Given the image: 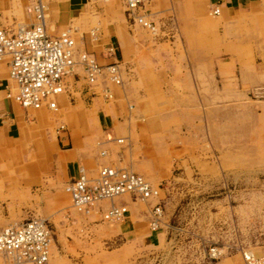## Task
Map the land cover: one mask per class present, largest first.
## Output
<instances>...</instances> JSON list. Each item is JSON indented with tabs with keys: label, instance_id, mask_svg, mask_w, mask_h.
Listing matches in <instances>:
<instances>
[{
	"label": "rangeland",
	"instance_id": "374dc122",
	"mask_svg": "<svg viewBox=\"0 0 264 264\" xmlns=\"http://www.w3.org/2000/svg\"><path fill=\"white\" fill-rule=\"evenodd\" d=\"M163 1L168 10H149L151 2L145 6L157 25L154 32L127 21L122 0H86L83 18L68 24L88 33L99 21L106 42L113 30L125 38L127 53L112 37L123 53L119 62L121 78L123 66L127 72L125 85L123 78L114 86L106 77L92 86L82 72L85 80L77 86L98 90L87 94L98 99H84L75 89L60 101L62 117L53 125L39 126L31 110L23 122L32 129L26 141L0 137V209L17 212L20 216L13 220H47L59 264H216L228 257L246 264L243 249L264 257V69L259 67L264 62L256 56L264 52V20L245 22L236 30L235 21L209 14L210 0H187L196 10H175L171 0ZM51 9L49 31L57 34L64 27L55 23L58 9L53 4ZM20 11L19 22H30L25 6ZM205 18L216 21L209 24ZM77 49L84 51L78 42ZM106 88L115 90L110 100L103 96ZM97 100L116 118L114 126H100ZM60 124L79 132L88 144L82 150L93 160H101L106 149L104 162L162 184L158 230L149 225L154 202L133 204L131 217L120 224L107 223L100 214L74 213L65 182L55 184L64 169L51 156L72 146H59L56 137L65 133H58ZM50 135L52 155L42 145ZM107 135L115 140L97 147ZM36 160L45 166L32 174ZM100 164L87 168L96 176ZM31 177L38 181L30 185ZM50 187L51 199L36 195ZM110 225L115 229L109 235L103 228ZM214 246L222 253L211 261L207 254Z\"/></svg>",
	"mask_w": 264,
	"mask_h": 264
},
{
	"label": "built area",
	"instance_id": "2783aa9c",
	"mask_svg": "<svg viewBox=\"0 0 264 264\" xmlns=\"http://www.w3.org/2000/svg\"><path fill=\"white\" fill-rule=\"evenodd\" d=\"M126 11L134 24L156 30L157 25L148 17L145 6L149 0H123ZM213 13L219 15L221 6L215 5ZM26 13L30 22L17 23L12 27H0V61L8 63L9 76L13 88L9 87L7 97L15 99L25 108L55 110L58 97L71 94L76 81L81 79V72L89 84H94L99 76L106 77L113 83L121 84V63L114 57L117 50L114 44L107 43L106 58H114L107 64H101L95 55L86 50L78 51L77 34L79 28L67 26L59 34L49 31L48 19L51 17L49 0H28ZM97 28L82 32V39L102 44ZM154 31V32H156ZM89 35V39H88ZM122 70V68H121ZM110 92V90L107 89ZM112 93L106 94L110 100ZM8 114L0 111V120ZM67 130L66 124L57 127L58 133ZM120 142L121 139H117ZM102 145V142L100 143ZM107 150H101L106 155ZM98 177H88L87 170L79 166L78 175L66 186L74 205L80 211L91 212L94 204L103 198H114L128 193L135 200H157L150 213V228L153 231L161 227L163 203L162 184H153L143 174L126 168L105 165L99 170ZM129 210L125 204L112 206L103 218L107 221L124 222ZM53 230L44 219L30 218L10 224L0 229V255L15 257L21 261L47 262L50 256V239ZM246 264H264V257L242 250ZM222 253L218 247H211L208 258L213 261Z\"/></svg>",
	"mask_w": 264,
	"mask_h": 264
},
{
	"label": "crops",
	"instance_id": "0c3cea01",
	"mask_svg": "<svg viewBox=\"0 0 264 264\" xmlns=\"http://www.w3.org/2000/svg\"><path fill=\"white\" fill-rule=\"evenodd\" d=\"M171 1L174 4H176L175 10H196L195 8L188 7L189 2H187V0H171ZM191 1H194V0H190V2ZM210 2H211L213 7L215 5H220L221 10H222V14L220 13L219 14L220 16L214 15L213 11H212L213 8H211V10L209 11V14L214 16V18L222 17L224 22L225 21L226 22L235 21V23L233 25L236 27V30L238 29V25L244 24L245 22H248V21L253 22V21H258L261 19L264 20V0H210ZM27 3H28V0H0V27H12L14 24L21 23V22H19L20 19L18 18V16L21 15L20 10H22L23 6H25V10H26ZM148 3H150V9L149 10H168L166 3L163 0H149V2H147V4ZM50 4H51V6L53 4L55 6V8L58 9V13L56 15L57 18L55 19V23L59 26V29H60V27H64L63 29H61L57 33V34H59L63 30H65L67 28V26L73 25V24H68V23H70V21L73 22V20H78L80 18H83L82 13L84 12L83 10H85L86 0H60L56 3L50 2ZM199 10H206V9H204L203 7H200ZM51 13H52V9H51ZM202 13L203 12L200 11V14H202ZM27 16H28V14H27ZM125 16H126L127 21H129L126 12H125ZM148 17H149V15H148ZM28 20H29V16H28ZM227 20H229V21H227ZM50 21H51V17H50V19H48V27L49 28H50ZM215 21L213 19H210V18H205V22L209 23V24H211L212 22H215ZM22 23H27V22H22ZM99 24H100V22L97 21L95 26H93V28H97V30H98L97 32L99 33V36H101L102 32H100L101 30L98 27ZM227 24H229V23H227ZM78 26H76V27L79 28ZM113 31H114L113 34H111V36H110L111 37L110 42H106L105 40L102 39L103 42L101 44V43L94 42L92 40L89 41L88 43H87V41H84L82 39V36H81L82 31H81V29H79L80 34L76 35L78 45L80 46V48H84V50L92 52L101 64H107L108 62H110L114 58L117 61H120V56H121V58L123 57V53H122V50H120V46H115L116 50L119 49V52L116 53V56L114 58H106V56L108 54H107V50H106L105 45L107 43H112L114 41V39L112 40L113 36L115 38L116 43L119 42L121 44L122 48H124L123 51L125 53H127V51H125L126 50V45H125V40H124L125 38L124 37L121 38V36H119V34L117 33L116 30H113ZM84 33L86 36V32H84ZM236 40L241 42L240 39H236ZM97 48L100 49V51H98ZM256 56L261 57V61L264 62V52L263 51L259 52V54H256ZM258 60H259V58H258ZM121 65H123V64H121ZM259 67L263 70L264 64L262 66H259ZM123 68H124V72L122 73V78L124 81V83H123V86H124L126 83L127 72L125 71L124 66H123ZM100 79H101V81L105 80L106 75H103ZM82 80H85V79L82 76V72H81V79L79 81L75 82V84H74L75 86H74L72 91H74L75 89H78L79 91H81L83 93V97H86L84 99H98L99 98L98 96H95V97H88L87 96V94L89 95V93H96L97 94L98 90L97 91L91 90V89L87 88L86 86L81 87V85L77 86V84L78 83L80 84ZM85 81L87 82V80H85ZM87 84H88V82H87ZM113 85L116 86L117 84L113 83ZM13 86H14L13 81L11 80V78L9 76L8 63L6 62V60L0 61V111L6 112L8 114L5 117V119L0 120V137H6V134H7L9 136V138H14V139L19 140V143L20 142L23 143L24 141H26L30 137V134L32 133V129L30 128L28 131L27 126L23 125V122H24V119L26 120L27 115L30 116L31 110H35L34 119L36 122H38L39 126L40 125H53L55 122H57L62 117L61 114L59 113V110H60L59 104H60V101H62V100L65 101V98H67L66 95L69 96V94H61L58 97L59 103H58V109L55 110L56 112H54L50 109H47V108H43V109L25 108V107L21 106V104H19L15 99L7 97V92L9 90V87L13 88ZM106 89H108V88H106ZM112 89H111V92L115 93V90L114 89L112 90ZM105 90L102 93H104ZM114 93H113V95H114ZM93 104H94V101H93ZM96 105L98 106V113H97L98 114V120H99V123H100V126L102 127V129L104 130L105 127L114 126L116 118H114V116L111 114H107V112H106L107 108L102 103V101L97 100ZM44 109H46V110H44ZM27 113H29V114H27ZM118 119H119V117H118ZM66 126H67V124H66ZM67 129H68V127H67ZM41 130H42V128H41ZM66 131L67 130L63 131V132H65L63 134V136H60V137L57 136L56 140H57L60 147H65V145H67V144H72V146L68 147V148L61 149V152H59L58 154H55L54 156H51V158L53 157L54 160H56L58 162V164L62 167V169H64L62 175L55 177V179H56L55 184L56 185H60L62 182H65V186H66V184L68 182H70L71 180L76 178L78 175L79 166L84 167L87 170V173L90 175H92V174L90 173L89 169L92 170L95 166H97L99 161L101 163L99 165L100 168L103 165L118 166V165H115L114 163H112L111 161L104 162V161H106L107 157H105L106 155L103 156L102 154H101V156H102L101 160L100 159H98V161H96L95 159L93 160L91 158V155H87L86 153L83 152L82 149H83V147H85L84 145H88V144H84L83 137H81L79 135V132L73 131V130H68L67 132ZM50 136H51V140L44 137L45 141H43L42 145H43V148H45V149L48 148V150L50 151V154L52 155V151H51L52 149L50 148V146H51V144L53 145L54 138H52V135H50ZM111 139L115 140V138H113V136L107 135L106 140L100 141V142H102V145H103V143L108 144V143L112 142ZM97 147H98V144H97ZM35 163H36L35 166L36 165L37 166L33 167V173L32 174L39 173L40 171H42V168L45 166V162L43 164L42 163L39 164V162H37V160H36ZM82 163H84V164H82ZM100 168L98 169V172H99ZM122 168H126L129 170L135 171L134 169H131L128 167H122ZM98 172L95 173V175H97ZM136 172H138V171H136ZM138 173H140V172H138ZM92 176H94V175H92ZM144 176L150 182H152V179L150 177H148L146 175H144ZM33 179L34 178H32V180L30 182H28V183H30V185H31V183L33 184L34 181H36V182L38 181V179H35L34 181H33ZM27 181L28 180H26V182ZM22 183L25 184V182H23V181H22ZM19 189L20 188L17 187V190H19ZM51 191H52L51 187L45 188V189L40 188V191L37 194H36V191L33 192L34 194L33 193L32 194L34 196H35V194L38 196L42 195L41 197L43 199L47 200V199L52 198V195L50 193ZM164 191H163V193H164ZM65 192L70 198L71 207L74 210V213L78 214L80 216L81 215L85 216V217H90V216H94L96 214L97 215L100 214V216H102V218H103L104 213L107 210H109L112 206L117 207V205L125 204L129 210V213L127 216V218H128V217H131V213H132L131 210H133L134 206H136L133 204H137L139 201V200L133 199L131 197V195L126 194V195L118 196V197L111 199V200L105 199V200L96 202L94 204V206L90 209L91 212H84V211L78 210L77 208H75L73 206L72 197L67 193L66 190H65ZM2 193H3V191H2ZM30 194H31V192H30ZM60 197L63 199L65 198L66 202H68L67 196L65 194L60 193ZM162 197L163 196L161 193V198ZM131 202H132V204H131ZM139 202L141 203V201H139ZM153 202L155 203V202H157V200H154ZM1 205L2 204L0 202V206ZM129 206H131V209L129 208ZM135 211H133V212H135ZM19 216H18L17 212L5 214L0 209V229L4 228L10 224H17L18 222H22L18 219L13 220V218H18ZM261 216L262 217L264 216V208L262 209ZM36 217H38V216H34L31 218H36ZM149 218H151L150 214H149ZM26 220H28V219H26ZM103 220H105V219L103 218ZM10 221H12V222H10ZM23 221H25V220H23ZM105 221L107 223H115V224L121 223V222H109L107 220H105ZM149 225H150V222H149ZM108 227H110V228H108ZM112 229H115L112 227V225L103 228V230L108 231L109 235L114 232V230H112ZM151 231H153V230L151 229ZM54 240H55V237H54ZM260 246L262 247L261 252H264V239H263V243H261ZM54 249H56V242H54L53 251H54ZM248 250L249 249H246L245 251H248ZM249 251H251V250H249ZM251 252L254 254L253 251H251ZM55 253H56V250L52 254L53 256L50 258V260L47 263H50V264H59L60 263V259H59V257L56 256ZM243 257H244V255H243ZM244 260H245V258H244ZM3 261H5L6 264H28V263L20 262L15 257L1 254L0 255V264L3 263ZM216 264H243V262L239 257L238 258L228 257V258H225V259L219 261Z\"/></svg>",
	"mask_w": 264,
	"mask_h": 264
},
{
	"label": "bare ground",
	"instance_id": "6f19581e",
	"mask_svg": "<svg viewBox=\"0 0 264 264\" xmlns=\"http://www.w3.org/2000/svg\"><path fill=\"white\" fill-rule=\"evenodd\" d=\"M214 14V13H213ZM127 15H128V13H127ZM215 15V14H214ZM128 18H129V16H128ZM130 19V18H129ZM131 20V19H130ZM153 31H156V30H153ZM106 50H107V48H106ZM78 51L80 52L81 50H79L78 49ZM83 51V50H82ZM87 51V50H86ZM89 52V51H88ZM92 53V52H91ZM96 57V56H95ZM120 73H121V68H120ZM104 75V74H103ZM103 75H101V76H99V78H98V80L97 81H99L100 80V78L103 76ZM122 79V78H121ZM12 80V79H11ZM97 81L94 83V84H96L97 83ZM94 84H90V85H94ZM114 84H116V83H114ZM122 84V83H121ZM118 85V84H117ZM110 90V92L109 91H107V89L105 90V92L103 93V96H104V98L106 97V94H110L111 95V89H109ZM112 95H113V93H112ZM113 97H114V95H113ZM112 97V98H113ZM111 98V99H112ZM106 99V98H105ZM107 100V99H106ZM31 108V107H30ZM58 109V108H57ZM57 109H55V110H57ZM120 142H122V139L120 140ZM101 142H99L98 141V143L97 144H100ZM106 155H107V153H106ZM103 156H105V155H103ZM103 166H105V165H103ZM129 170V169H128ZM132 171V170H131ZM98 175H99V173L96 175V176H91V177H98ZM90 175L88 174V177H89ZM72 181V180H71ZM70 181V182H71ZM69 183V182H68ZM67 183V184H68ZM67 184H66V186H67ZM65 189H66V187H65ZM67 191V190H66ZM68 192V191H67ZM69 193V192H68ZM70 194V193H69ZM126 194H128V193H126ZM126 194H122V195H126ZM71 195V194H70ZM119 196H121V195H119ZM72 197V196H71ZM118 197V196H117ZM114 198H116V197H114ZM114 198H103V199H100L99 201H102V200H105V199H114ZM139 201H141V202H143V203H150V202H153L152 200H150V201H148V202H146V201H142L141 199H138ZM99 201H97V202H99ZM156 203V202H155ZM155 203H153V205L155 204ZM115 207V206H114ZM153 207V206H152ZM151 211V210H150ZM108 212V211H107ZM150 214V216H151V213H149ZM36 219H42V218H36ZM45 220V219H44ZM47 221V220H46ZM18 224V223H17ZM54 242H55V240H54V233H51V239H50V256H49V259L47 260V262L50 260V258H51V256H52V250H53V246H54ZM248 254L249 253H252L251 251H246ZM24 262H27V263H31V264H40V263H37V262H34V261H24ZM47 262H45V263H43V264H46Z\"/></svg>",
	"mask_w": 264,
	"mask_h": 264
}]
</instances>
